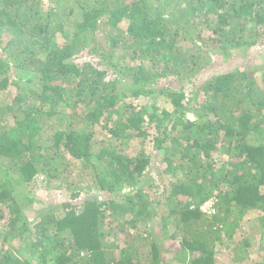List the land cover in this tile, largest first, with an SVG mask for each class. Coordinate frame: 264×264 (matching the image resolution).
I'll use <instances>...</instances> for the list:
<instances>
[{
	"label": "trees",
	"instance_id": "1",
	"mask_svg": "<svg viewBox=\"0 0 264 264\" xmlns=\"http://www.w3.org/2000/svg\"><path fill=\"white\" fill-rule=\"evenodd\" d=\"M1 39L0 264H168L165 235L178 242L176 262L216 264L252 210L264 240V65L230 59L264 49V0H0ZM213 53L230 64L204 73ZM132 137L150 153H126ZM65 153L83 162L84 187L62 177L70 198L31 221L22 190L64 176ZM140 223L144 236L131 235ZM117 233L122 259L106 243L117 246ZM10 238L28 245L25 259L4 246ZM240 248H229L234 261ZM138 250L147 263L133 259Z\"/></svg>",
	"mask_w": 264,
	"mask_h": 264
},
{
	"label": "rangeland",
	"instance_id": "2",
	"mask_svg": "<svg viewBox=\"0 0 264 264\" xmlns=\"http://www.w3.org/2000/svg\"><path fill=\"white\" fill-rule=\"evenodd\" d=\"M202 20H199V22L201 23ZM204 26V23L202 24ZM122 27H125V25H123ZM105 31H103L100 35L101 38H107L106 35H108V33H104ZM204 36H207L208 34H210V30L205 29L202 31ZM202 35V36H203ZM203 36V38H204ZM57 40V39H56ZM62 38L59 36L58 37V43L61 44L62 42ZM206 42H202L200 47L203 49V51L209 46V44L205 45ZM4 45V41L1 39L0 40V48ZM183 48L187 49V56L190 57V54L188 53H192V51H196L194 43L189 41L188 39H186L185 43L183 44ZM262 50V49H261ZM259 50L258 53L257 52H253L252 49H250L248 51V53H250V55H252L253 53H257V58L251 59V58H247V56L244 59H237L240 58L241 55L245 54V52L241 53L240 56L237 55H231L230 59H235V62H243V61H247V65H249V68H254L257 71H261L262 67L264 65V49L261 51ZM212 63L210 64L211 66L204 69L203 72L204 73H212V72H219V71H223L226 67H228V65L230 64V60L228 58H225L224 56H222L221 54H212ZM214 69V70H212ZM255 76L258 77V82L260 83L261 79H260V75L255 72ZM166 84V82H164V85ZM169 85V84H166ZM21 86H24V84L21 83ZM10 92L12 95L16 94V89L14 87H12L10 89ZM9 99V98H8ZM7 97L4 96V94L1 96L0 94V101H7L8 100ZM202 96L199 97L197 103L200 104L199 101H202ZM130 100V98H129ZM160 103L162 104L164 107L166 108H171L170 104L166 101L163 102V100H158V99H152L151 97L149 98H143L140 97L138 99L135 100V104L137 103H141V104H145V103ZM196 104H193L194 106L192 107L193 111L196 108ZM192 112H188L187 116L190 119H194L196 118L195 114ZM66 119V118H65ZM51 129V128H50ZM51 131V130H50ZM99 132H101L100 130H98ZM103 133V132H101ZM107 136H109V134H107ZM98 140L99 138H102V136H97ZM124 141H127L128 143L125 145V152L128 154H135L138 151L144 150L147 153H150V151L152 150L151 148V144L147 141V140H142L140 138H136V137H132L129 139H124ZM146 141V142H143ZM118 142H123V139H121ZM64 159L65 161L68 163V171L65 172L64 176L62 175L60 177L59 180H48L46 178V176L44 174H41L39 176H37L31 183H29L27 185L26 188H24L22 190V192L24 191L25 193H28L29 197L32 198V201H28L27 199H25L26 197L24 195L22 196V202H23V207L25 209V212L27 214V217L32 221L36 218L37 219V213L39 212L38 210L41 209L42 207H44L43 205L45 204H50V205H57V204H61L64 201L68 200L70 197V189L72 188H68L66 187V182L64 183L65 180H62V177L65 178V176H67V182L71 181L70 183L73 184L72 187L74 189V187H76V185L78 187H84L85 182L81 180V178L83 177V162L81 160L75 159L74 157H72L69 153H65L64 155ZM153 171L156 172L159 168L161 169V163L159 159L153 160ZM161 166V167H160ZM63 167L61 166L60 169H62ZM65 178V179H66ZM154 178V176H153ZM79 179L81 180V183L79 181ZM49 181V182H48ZM165 184H168L166 181H164ZM81 183V184H80ZM161 186H163V181L160 183ZM95 191V190H93ZM82 191H80L81 193ZM79 193V194H80ZM84 193H81L79 197L83 196ZM78 197V198H79ZM6 214V211H5ZM260 215V211H249L242 219V227L236 229L235 235L233 237L232 240H226L227 244L229 245V248L232 247V245L239 240L240 241V246H241V250H245L246 251V255L244 254V257L241 261H234L233 259V252H231V249H226L224 247H221V252L219 253L218 256V261L216 262V264H252L256 261H264L262 258L264 257V240L261 239L260 233H259V229H256L254 226L256 224V218L257 216ZM107 222V221H106ZM105 222V224H106ZM155 223L157 225L154 226L153 229L158 230L159 229V225H158V218L155 219ZM1 225H3V222H1ZM115 225V222H114ZM111 227V225H104L103 229H107ZM144 227L145 225L140 223L139 226H137L134 229H129V232L131 235H135V233H138L141 236H144ZM124 235H122L121 233H117V237H112V240L115 241L114 245L117 244V246L112 247L111 243L109 242V239L106 241V243L110 244V251L113 252V255L115 256V258H119L122 259L120 253L122 251V248L127 249L128 245L127 243H125L126 239L123 237ZM163 243H161L163 245V248L165 247V251H163L162 253V260L165 263L168 264H181L179 262H176L174 260V253L178 250V242L177 240H173L168 238V235H165L163 237ZM129 239V238H128ZM244 239H247L249 244H245ZM142 240H138V242H134L135 246H141L142 245ZM4 246L7 247L9 250H11L14 254H16L19 258L21 259H25V257H27V255L29 254V248L28 245L23 243L22 241L19 240H15V239H8L7 241L3 242ZM246 246V247H245ZM139 251V250H138ZM139 255L133 256V259L140 262V263H147L148 261V254L147 252H145L144 250L142 252L139 251ZM82 254V253H81ZM136 257V258H135ZM31 264H35V263H31Z\"/></svg>",
	"mask_w": 264,
	"mask_h": 264
},
{
	"label": "clouds",
	"instance_id": "3",
	"mask_svg": "<svg viewBox=\"0 0 264 264\" xmlns=\"http://www.w3.org/2000/svg\"><path fill=\"white\" fill-rule=\"evenodd\" d=\"M213 201L215 200H208L200 206V209L202 210L203 214L211 213V211L213 210L212 206L214 205Z\"/></svg>",
	"mask_w": 264,
	"mask_h": 264
}]
</instances>
